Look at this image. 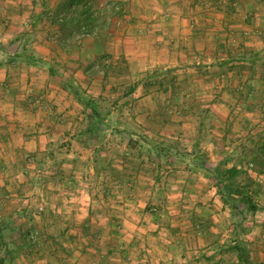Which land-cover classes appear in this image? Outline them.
Returning <instances> with one entry per match:
<instances>
[{"label": "rangeland", "instance_id": "1", "mask_svg": "<svg viewBox=\"0 0 264 264\" xmlns=\"http://www.w3.org/2000/svg\"><path fill=\"white\" fill-rule=\"evenodd\" d=\"M247 2L81 0L92 33L60 25L67 0L0 10V264H241L236 245L264 264V0ZM232 167L234 209L214 180Z\"/></svg>", "mask_w": 264, "mask_h": 264}, {"label": "trees", "instance_id": "2", "mask_svg": "<svg viewBox=\"0 0 264 264\" xmlns=\"http://www.w3.org/2000/svg\"><path fill=\"white\" fill-rule=\"evenodd\" d=\"M80 2H81V0H67L68 6H65V7H67L66 10H67L68 16L67 15H62V16L60 15L59 16L60 17L59 20L61 23L60 25L63 27H66L69 24L75 23L77 25L78 29H82V28L87 27L89 32L92 33V28L89 29V27L91 25V18L89 17V15H87L85 11L79 12V11H77V9H75V7H78L80 5ZM69 8H73V9L69 10ZM82 15H86V17L84 18L83 23H79L80 22L79 17H81ZM13 60H15V59H13ZM13 60L12 59L9 60L8 63L13 62ZM50 72L53 75L55 74V72L53 70H50ZM67 87H69V86H67ZM79 100H80L81 104L84 105V107L87 108L91 112V118H96L97 113H96V110L94 109V106L91 105L89 102L85 101L84 99H81V97L79 98ZM198 166L206 171V168H204L202 165H198ZM226 173H227V175L223 176V178L219 179L218 177H214V180L220 186L221 194L224 197V203L228 204L230 206V208H233L234 196H236L237 200L240 201L241 203L244 202L246 200V198H245L244 194H242L240 191H237V189L234 188L233 183H232V178L235 175H237L239 173V171L237 169H235V167H232L229 170H227ZM234 201H236V199H234ZM247 206L251 211L257 210V207L254 204L248 202V199H247ZM234 250L237 252L238 261L241 264H248L247 259L245 258L244 250L238 245H236L234 247Z\"/></svg>", "mask_w": 264, "mask_h": 264}, {"label": "crops", "instance_id": "3", "mask_svg": "<svg viewBox=\"0 0 264 264\" xmlns=\"http://www.w3.org/2000/svg\"><path fill=\"white\" fill-rule=\"evenodd\" d=\"M39 1L40 0H0V10L5 11V9H14L16 12V17L23 20V17L25 15V13H27V12L30 14H34V12L37 13L38 9H49L48 5L52 6L53 8H55V7L57 8V6L59 5L58 3L60 2V0H57V2H56V0H47V1H45V4H44L45 7H43V4H40ZM256 3L257 4H255V6L253 8V9L257 10V12L253 13V14H255V16H257V21H256L254 26H257V24H258V26L259 25L262 26V24H263V26H262V28H263L264 27V23H263L264 19H262L263 18L262 14H263L264 10H262V9H264V5L263 4L260 5V4H258V2H256ZM171 6H173V5H171ZM239 6L241 9H244V13H246L247 9H249L247 0H240ZM138 7H141V5H139ZM145 8H146V6H145ZM150 8L156 9L155 7H152V6ZM69 9H71V8H69ZM141 9H143V7H141ZM175 9H183V7L181 6V3L177 2V8L175 7ZM208 9H215V8L209 7ZM240 25H241V27H240L241 29L246 28L244 30H247L248 26H246L244 24H240ZM249 29H251V31H252V28H249ZM256 29H257V31H255V34L259 33V34H261V36H260V38L256 37L255 38L256 40L254 39V41H256L255 43L258 44L259 46L261 45L262 49H264V33L258 32L259 29L258 28H256ZM263 32H264V29H263ZM9 44H15V42L13 43V41H10L8 43V45ZM1 53L4 54L5 56H7V53H4V52H1ZM14 58H17V57H14ZM1 71L2 70H0V72ZM226 75L229 78L231 73L226 72ZM247 75H245V73H244L243 77L244 76L247 77ZM251 76L255 78V81L257 84L256 87H259L261 85L262 90H264V72L258 68L257 71L251 73ZM263 103H264V99H261L260 102H258L257 104H263ZM248 106H251V105H248ZM258 107H259L258 105H255V106H251L250 108L255 109ZM262 108H264V107H262ZM246 116L250 117V114L246 115Z\"/></svg>", "mask_w": 264, "mask_h": 264}]
</instances>
